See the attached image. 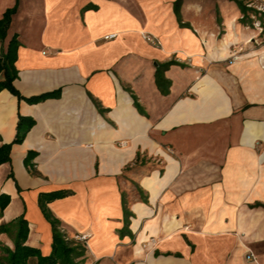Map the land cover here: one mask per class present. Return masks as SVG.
Returning <instances> with one entry per match:
<instances>
[{"label": "crops", "instance_id": "1", "mask_svg": "<svg viewBox=\"0 0 264 264\" xmlns=\"http://www.w3.org/2000/svg\"><path fill=\"white\" fill-rule=\"evenodd\" d=\"M251 4L244 18L234 0H0L23 97L0 92V147L35 121L0 166V226L24 216L26 245L50 256L39 199L64 190L48 208L71 240L91 235L78 264H264V0Z\"/></svg>", "mask_w": 264, "mask_h": 264}, {"label": "trees", "instance_id": "2", "mask_svg": "<svg viewBox=\"0 0 264 264\" xmlns=\"http://www.w3.org/2000/svg\"><path fill=\"white\" fill-rule=\"evenodd\" d=\"M237 2L244 13V18L247 16L250 10L242 0H234ZM180 1L176 4V12L179 15ZM15 9L7 10L0 20V40H4L7 37V31L10 27L12 15L15 13ZM19 41L15 36L9 43L8 50L5 56L0 57V76H3V80H0V92L4 89H8L11 93L17 95L19 98H23L14 86V81L18 79V70L15 63L18 59V49ZM177 65L178 63L172 61L169 62L158 69L157 72V83L159 88H165L169 86L170 83L166 81L163 77V70L167 69L171 65ZM179 65V64H178ZM165 93H168L165 91ZM56 94H44L34 98L26 99L27 102L31 104L40 103L49 97H53ZM96 105L98 106L97 102ZM99 107V106H98ZM139 111L142 109L136 104ZM102 111V110H101ZM35 125L33 119H28L21 117L18 128L17 136L12 144L3 145L0 147V166L10 162L11 151L13 145L22 144L30 132V130ZM35 157V153L31 152L26 158L27 166L31 164V161ZM70 195L69 191L59 190L47 194H41L39 199V205L42 210L43 215L49 221L52 226L53 231V251L50 256H43L41 252L37 249L31 248L26 245L29 227L27 220L23 217L11 222L7 225L0 226V234L12 232L15 234V249L12 251L9 248H2L3 256L0 257V264H29L31 259L36 258L37 264H78V260L83 258L86 253V247L75 245L74 240H67L66 233L61 230V223L55 216L51 213L48 208V203L62 199ZM10 203V197L6 195H0V210L3 212ZM124 213H125V223L128 226L130 222V217L132 214L129 211L126 198L124 197Z\"/></svg>", "mask_w": 264, "mask_h": 264}, {"label": "built area", "instance_id": "3", "mask_svg": "<svg viewBox=\"0 0 264 264\" xmlns=\"http://www.w3.org/2000/svg\"><path fill=\"white\" fill-rule=\"evenodd\" d=\"M258 27H260L259 24H256ZM115 37V35H109L106 37V39H113ZM145 39L153 44H157V40L152 37V36H145ZM235 59H238V57H235ZM91 238V235L90 234H77L75 235L72 239L76 242H81V243H86L89 239ZM67 240H71V238L67 237L66 238ZM248 260L249 261H253L255 262L256 261V258L253 254H249L248 255Z\"/></svg>", "mask_w": 264, "mask_h": 264}, {"label": "rangeland", "instance_id": "4", "mask_svg": "<svg viewBox=\"0 0 264 264\" xmlns=\"http://www.w3.org/2000/svg\"><path fill=\"white\" fill-rule=\"evenodd\" d=\"M243 3L246 4L247 6L251 7V0H243ZM258 10L264 13V8L262 7H258ZM260 28V27H259ZM240 56V54H238ZM238 55H234L233 59H235V57H238ZM242 56V55H241ZM240 56V57H241ZM239 58V57H238Z\"/></svg>", "mask_w": 264, "mask_h": 264}]
</instances>
